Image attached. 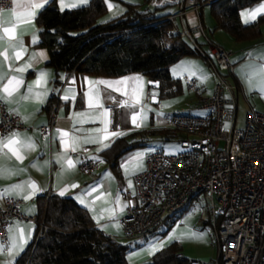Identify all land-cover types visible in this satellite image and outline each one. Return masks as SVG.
Listing matches in <instances>:
<instances>
[{
  "label": "crops",
  "instance_id": "obj_1",
  "mask_svg": "<svg viewBox=\"0 0 264 264\" xmlns=\"http://www.w3.org/2000/svg\"><path fill=\"white\" fill-rule=\"evenodd\" d=\"M52 2H55L60 10L85 4L81 0H15V3L11 0L9 6L0 7L3 10L0 12V74H7L0 79V95H6L3 93V88L12 77L22 81L8 98L9 102L3 103L7 109L18 114L26 126L25 129L13 132L20 133L21 139L27 137L35 145L32 150H25L22 153L24 157L22 161H18L7 149L0 150V166H5L11 173L0 176V198L6 195L19 199L20 211L26 216H32L36 214L35 200L39 195L54 193L61 196L59 193L64 189L63 196H69L83 206L95 228L119 240L125 237L119 219L125 214L128 204L123 195V188L127 186L135 193L134 176L144 170L145 156L149 153H144L137 148L144 146L151 137L161 140L158 132L151 134L150 131L168 128L166 121L173 113L206 114L207 110L198 108L196 104L200 98L212 94L213 90H208V85L215 83V73L210 61L202 56L181 58L169 68L171 77L180 83V92L170 97L160 96L158 80L150 79L138 72L118 77L86 75L76 71L58 74L48 64L47 49L37 44L39 27L36 16L42 8ZM36 3L42 6L30 7ZM104 3L107 9L105 19L123 15L127 4H137L142 9L146 7L156 10L164 9L159 14L155 12V16L176 12L173 5L148 4V0H104ZM261 5H264V1L240 9L241 22L247 24L244 20L248 18L242 13H250ZM33 12L35 15L31 16L30 13ZM261 15H264V12L258 13L256 19ZM176 20H178L177 23L180 22L179 19ZM183 21L186 27L192 30L197 43L203 49H206L205 39L197 29L199 23L209 39L228 53H230L227 50L228 47L231 50L245 51L247 54L254 52L261 57L260 61L264 66V23L261 24L262 34L258 39L236 41L224 30L215 28L213 18L212 20L204 18L202 6L198 12L187 11L183 15ZM4 28L14 29V34L5 33ZM16 52L20 53L19 59L16 58ZM4 53L9 59H5ZM18 68L25 70L17 71ZM41 73L46 75L41 78ZM234 73L233 67L231 78L238 85L237 90L233 91L237 101L240 83H246L249 75L244 73L239 74L238 77ZM134 77L142 79L135 80ZM186 79L195 81L196 90L187 85ZM57 80H59L58 84ZM64 80H66L65 84ZM98 80L123 81V83L111 86L90 83V81ZM93 93L98 96V103L103 105V108L95 105L89 107L88 95ZM53 95L57 103L53 106V111L49 113L44 110V107ZM65 96L68 99H65ZM128 105H134V107ZM105 108L111 110L108 117L102 115ZM52 113H54V124L50 134L45 140H40L39 128L49 122ZM79 113L85 115L81 117L77 115ZM133 115H136V124H139V127L133 123ZM93 119L96 120L95 123L89 122ZM105 120L108 121L109 132H122L124 134L121 136H128L129 141L143 140L140 145L120 156L117 170L111 168L105 157L101 155V152L107 148H103L102 144L85 142L86 139L104 135L103 132L94 133L91 130L103 129ZM57 129L69 133V138H65L67 143L62 145ZM70 137L79 138L78 143L75 144V151L71 150ZM119 137L110 138L103 143L112 144ZM138 153H144L141 159L136 158ZM61 158H70L76 163L74 167L68 168L65 160ZM84 158L93 159L97 162L99 169L91 173L81 172L80 164ZM129 180L132 182V187H129ZM28 182H34L41 191L31 195L29 199H23L24 193L17 194L15 188L18 184L24 185ZM72 185L76 187H71ZM24 191L30 192L31 189L26 188ZM36 226V222L29 219L9 220L6 241L0 237V264L16 263L19 255L33 240ZM21 236L25 239L21 240ZM13 238H16L17 245L23 244L22 250L12 247Z\"/></svg>",
  "mask_w": 264,
  "mask_h": 264
},
{
  "label": "built area",
  "instance_id": "obj_2",
  "mask_svg": "<svg viewBox=\"0 0 264 264\" xmlns=\"http://www.w3.org/2000/svg\"><path fill=\"white\" fill-rule=\"evenodd\" d=\"M208 2L148 0V4H170L176 8L174 14L165 17L171 24L170 34L187 37L194 49L210 61L215 84L212 94L196 104L206 109V114L173 113L167 118L168 128L187 135L179 140L183 150L176 154H146L144 170L134 176L135 193L127 186L123 188L128 204L119 221L125 237H147L189 202L205 200L217 255L214 259L199 260L187 259L177 252L178 264H264V112L252 109L246 114L243 127L236 126L235 87L227 81L233 70L229 53L212 42L199 23L197 29L205 39L203 49L183 21L187 11L198 12ZM10 3L11 0H0V7ZM186 83L196 90L193 79H186ZM53 124L54 113L39 128L40 140L49 136ZM25 128L20 116L0 101V137ZM98 169L93 159L84 158L80 164L83 173ZM20 203L14 197L0 198L3 241L9 220L36 222L35 215L26 216L20 211ZM44 230L41 223L37 237Z\"/></svg>",
  "mask_w": 264,
  "mask_h": 264
},
{
  "label": "trees",
  "instance_id": "obj_3",
  "mask_svg": "<svg viewBox=\"0 0 264 264\" xmlns=\"http://www.w3.org/2000/svg\"><path fill=\"white\" fill-rule=\"evenodd\" d=\"M260 1L264 0H209L207 5L215 28L224 30L236 41H245L261 36L264 15L243 24L240 9ZM155 11V8L142 9L137 4H127L123 15L105 19L104 0H89L87 4L65 10L52 2L36 16L37 44L47 49L48 64L58 74L76 71L118 77L138 72L158 80L160 96L170 97L180 92V83L171 77L170 66L183 57L201 55L178 34H170L167 15L155 16ZM56 103L53 95L44 110L50 113ZM155 132L160 134L161 140L187 137L170 128L150 131ZM127 137L115 139L101 152L114 170L118 169L123 153L143 142L129 141ZM35 205V236L14 264H131L126 259L128 244L95 228L87 210L73 198L44 194L36 198ZM41 223L45 230L37 237ZM180 249L176 241H171L152 253L148 262L139 264H178L175 255Z\"/></svg>",
  "mask_w": 264,
  "mask_h": 264
},
{
  "label": "rangeland",
  "instance_id": "obj_4",
  "mask_svg": "<svg viewBox=\"0 0 264 264\" xmlns=\"http://www.w3.org/2000/svg\"><path fill=\"white\" fill-rule=\"evenodd\" d=\"M202 7L204 18L212 20L213 17L207 3ZM162 10L164 9H157L155 12L159 14ZM182 39L190 44L187 37H183ZM227 50L230 52L229 59L231 63L233 62L234 74L238 75V77L239 74L244 73L249 75L246 83H240V90L237 93L236 126L242 128L246 114L250 110L254 109L264 112V90H261L264 88V84H261L259 76L251 75L256 67L263 65V62L260 61L262 60L261 57L254 52L247 54L245 51L231 50L230 47ZM255 60H259L260 62H256ZM227 81L235 87L236 83L233 82L231 76L227 77ZM214 84L210 83L208 90H213ZM137 149L144 153L158 151L163 154H176L183 150L179 141L175 138L158 140L155 137H151L144 146ZM192 232H202L204 234L203 239H190L189 237ZM170 237L177 238L170 240ZM118 241L128 244L129 250L126 254V259L131 264L148 262L150 255L156 251L151 249V245L157 241H164V246L171 241H176L180 245V252L187 259L209 260L214 259L217 255L213 228L209 221V205L205 200H194L182 208V210L174 213L154 234L147 237H124Z\"/></svg>",
  "mask_w": 264,
  "mask_h": 264
},
{
  "label": "snow or ice",
  "instance_id": "obj_5",
  "mask_svg": "<svg viewBox=\"0 0 264 264\" xmlns=\"http://www.w3.org/2000/svg\"><path fill=\"white\" fill-rule=\"evenodd\" d=\"M81 2L86 4L88 2V0H81ZM14 3H15V0H14ZM41 6L42 5L39 4V3L30 5V7H32V8H39ZM109 7H112V6L109 5ZM2 11L3 10L0 9V12H2ZM14 12H15V10H14ZM261 12H264V5H261V7L255 9L254 11H252L250 13H242L243 16L248 17V18H246L244 20V22L245 23H249L252 20H255L257 14L261 13ZM30 15L34 16L35 13L34 12L30 13ZM4 32L5 33H9V34H14V29L10 30L9 28H4ZM3 55L5 56V59H9L7 57L6 53H4ZM19 56H20V53L16 52V58L17 59H19ZM9 67H11V66L9 65ZM24 70H25L24 68H18L17 69V71H21V72L24 71ZM6 75H7L6 73L0 74V79H3L4 76H6ZM45 75H46L45 73H41V78H43ZM251 75L259 76L261 84H264V66L256 67L254 69V72ZM133 79L140 80L142 78L141 77H134ZM21 83H22V81L19 80L16 77H12L11 79H9L8 83L3 88V93L6 94V95H0V101L5 102V103L9 102L8 98L12 95V93L16 90V88H18L21 85ZM38 83H39V81H38ZM90 83L111 86L112 84H122L123 81H114L113 82V81L98 80V81H90ZM261 90H264V88H262ZM24 98L27 99L28 97H24ZM65 99H68V97L65 96ZM88 103H89V107L90 108L93 107L94 105L103 108V105H100L98 103V96H96L95 93H93L91 95H88ZM137 103H139L138 100H137ZM128 106L129 107H134V105H128ZM110 111H111L110 109L105 108V109H103L102 115L104 117H108ZM77 115L82 117L85 114L84 113H79ZM136 119H137L136 115H133L132 116V121H133L134 124H136ZM89 122L95 123L96 120L93 119V120H90ZM103 123H104V128L103 129L97 128V129H92L91 131L94 132V133L103 132L104 135L103 136H95L93 138L86 139L85 142L102 144L103 148H108V147L111 146V144L110 143H103L104 141H108V140H110V138L119 137V136L124 134V133L119 132V131H111V132H109V130H108V121L105 120V121H103ZM136 126L139 127V124H136ZM57 132H58V134H60V139H61L62 145L67 143V140L65 138H69V133L65 132V131H62L60 129H57ZM20 136H21L20 133L13 132L10 136L0 137V150L7 149L9 152H11V154L13 156L16 157V159L18 161H22L23 160L24 157H23L22 153L25 150H32L35 147V145L31 142L30 139H28L27 137H24L23 139H21ZM70 139L72 140L71 150L75 151L76 150L75 144L78 143L79 138L78 137H70ZM97 150L99 151V150H102V149H97ZM143 155H144V153H138L136 158L137 159H141L143 157ZM61 159L65 160L66 165H67L68 168L74 167V165L76 163L70 158H61ZM62 166H63V164H62ZM17 171H19V170H17ZM9 174H11V173L5 166H0V176H7ZM71 187H76V185H72ZM129 187H132L131 180H129ZM26 188H30L31 191L30 192H25L24 190ZM15 191H16L17 194L23 192L24 194L22 195V198L23 199H29L31 195H34V194L38 193L39 191H41V189H39L34 182H28L27 184H24V185H20V184L16 185ZM64 191L65 190L62 189L59 194L61 196H63L64 195ZM203 235L204 234L202 232H192L189 238L193 239V240H201V239H203ZM176 238L177 237H170L169 239L173 240V239H176ZM20 239L24 240L25 238L23 236H21ZM164 243H165L164 241H157V242H155V243H153L151 245V249L152 250H158L159 247H163L164 246ZM12 247L13 248H17L18 247L20 250H22L23 249V244L17 245L16 238H13Z\"/></svg>",
  "mask_w": 264,
  "mask_h": 264
}]
</instances>
